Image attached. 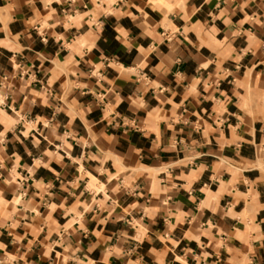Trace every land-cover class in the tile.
Segmentation results:
<instances>
[{
  "label": "crops",
  "instance_id": "0c3cea01",
  "mask_svg": "<svg viewBox=\"0 0 264 264\" xmlns=\"http://www.w3.org/2000/svg\"><path fill=\"white\" fill-rule=\"evenodd\" d=\"M0 264H264V0H0Z\"/></svg>",
  "mask_w": 264,
  "mask_h": 264
}]
</instances>
